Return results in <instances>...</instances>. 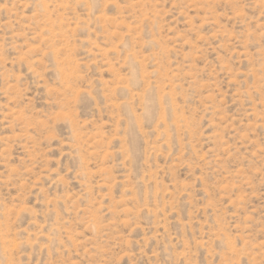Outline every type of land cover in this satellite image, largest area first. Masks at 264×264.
I'll list each match as a JSON object with an SVG mask.
<instances>
[{
	"label": "rangeland",
	"instance_id": "rangeland-1",
	"mask_svg": "<svg viewBox=\"0 0 264 264\" xmlns=\"http://www.w3.org/2000/svg\"><path fill=\"white\" fill-rule=\"evenodd\" d=\"M0 264H264V0H0Z\"/></svg>",
	"mask_w": 264,
	"mask_h": 264
}]
</instances>
